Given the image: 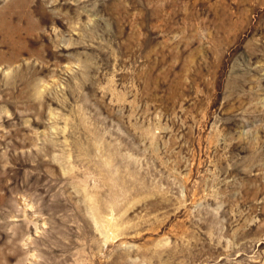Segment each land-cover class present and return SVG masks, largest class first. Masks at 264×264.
Segmentation results:
<instances>
[{"label": "rangeland", "instance_id": "1", "mask_svg": "<svg viewBox=\"0 0 264 264\" xmlns=\"http://www.w3.org/2000/svg\"><path fill=\"white\" fill-rule=\"evenodd\" d=\"M0 264H264V0H0Z\"/></svg>", "mask_w": 264, "mask_h": 264}]
</instances>
